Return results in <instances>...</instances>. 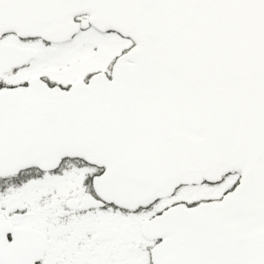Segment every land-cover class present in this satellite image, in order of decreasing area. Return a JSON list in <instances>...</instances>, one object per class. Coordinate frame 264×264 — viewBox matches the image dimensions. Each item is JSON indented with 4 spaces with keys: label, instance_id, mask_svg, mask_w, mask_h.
I'll use <instances>...</instances> for the list:
<instances>
[{
    "label": "snow or ice",
    "instance_id": "snow-or-ice-1",
    "mask_svg": "<svg viewBox=\"0 0 264 264\" xmlns=\"http://www.w3.org/2000/svg\"><path fill=\"white\" fill-rule=\"evenodd\" d=\"M0 264H264V0H0Z\"/></svg>",
    "mask_w": 264,
    "mask_h": 264
}]
</instances>
